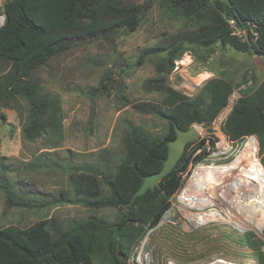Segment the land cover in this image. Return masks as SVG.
I'll use <instances>...</instances> for the list:
<instances>
[{"label":"rangeland","instance_id":"obj_1","mask_svg":"<svg viewBox=\"0 0 264 264\" xmlns=\"http://www.w3.org/2000/svg\"><path fill=\"white\" fill-rule=\"evenodd\" d=\"M121 1L144 5L148 0ZM193 29V23L167 9L164 0H155L135 31L116 28L70 39L67 49L33 72L41 93L59 101L62 123L56 134L47 126L35 141L26 140L22 128L27 101L17 97L7 104L0 102V113L5 115L0 119V228L27 227L47 219L55 231L92 218L117 220L118 207L86 206L75 179L96 176L99 187L109 193L106 177L116 173L125 154L123 138L128 127L139 125L154 137L167 133L165 119L139 110L142 104L159 103L163 97L144 87L147 80L163 75L167 84L195 97L208 80L222 78L232 83L235 99L264 81V56L229 45L204 47L192 42L171 72L157 71L164 53L141 58L146 49L176 34L191 36ZM9 68L0 65V75ZM203 126L198 139L219 140L214 121ZM252 141L249 137L234 141L220 149L221 154L214 146L208 159L193 160L183 186L171 197L170 209L122 258L128 264H259L257 251H264V192L262 198L256 195L264 181L247 184L239 175L236 206L230 204L235 194L223 193L224 185L232 182L230 175L264 171L263 165L256 162L254 167L245 160L244 147ZM256 143L260 160L258 139ZM197 164L212 165L217 171L215 178H200L202 189L196 195L205 202L200 203L195 194L179 202ZM196 213L203 215L200 225L190 219ZM104 262L95 260V264Z\"/></svg>","mask_w":264,"mask_h":264},{"label":"trees","instance_id":"obj_2","mask_svg":"<svg viewBox=\"0 0 264 264\" xmlns=\"http://www.w3.org/2000/svg\"><path fill=\"white\" fill-rule=\"evenodd\" d=\"M154 2L128 5L121 0H0V12L5 14V23L0 27V65L10 66L0 75V102L7 104L17 97L27 101L28 114L22 128L26 140L35 141L47 126L56 134L62 123L59 101L41 93L40 84L33 78L35 69L67 49L69 40L75 37L95 36L116 28L135 31ZM164 4L192 22L194 31L191 36L173 35L144 51L141 58L166 54L157 65L158 72H171L176 59L192 42L204 47L229 45L264 56V0H164ZM229 19L246 32L245 40L233 34ZM144 87L163 97L159 103L142 104L139 110L165 119L167 133L154 137L139 125L128 127L123 138L125 154L116 173L106 177L109 193L99 187L96 176L75 179L76 190L85 194L80 200L86 206L118 207L117 220L108 223L92 218L55 231L47 219L27 227H2L0 264H95L96 259L104 264H128L122 257L170 209L171 197L183 186L190 163L209 153L204 138L187 143L173 170L155 189L134 198L143 177L162 169L168 155L167 141L177 135L175 124L182 130L193 124H212L234 91L231 82L212 78L198 95L189 97L167 84L163 75L147 80ZM4 118L0 113V119ZM223 130L233 141L257 135L264 166V81L236 99ZM210 144L212 149L216 147L214 140ZM199 147L201 152L193 156ZM244 149L257 160L251 142ZM6 193L11 200L10 191ZM257 257L259 264H264V251H257Z\"/></svg>","mask_w":264,"mask_h":264},{"label":"built area","instance_id":"obj_3","mask_svg":"<svg viewBox=\"0 0 264 264\" xmlns=\"http://www.w3.org/2000/svg\"><path fill=\"white\" fill-rule=\"evenodd\" d=\"M5 23V14L3 12V10L0 12V27H2ZM228 23L230 25V27L233 29V34L235 35H238L239 37H241L242 39H246V32L242 29H240L236 23H235V20L234 19H229L228 20ZM235 97V96H234ZM236 101V99H235ZM229 104V103H228ZM232 110V109H231ZM230 110V111H231ZM230 113V112H229ZM219 115V114H218ZM228 115L224 116L223 118H221L220 120L216 119L214 120V129L218 132V133H215V136H218L219 137V140L218 141H215V138L214 137H208V138H204L206 140L205 142V146L207 147L208 151H210L211 149V144H210V140H214L215 141V144H216V147H217V152L218 154H221L222 151H220V149H226L231 143H233L234 141L233 140H230L229 137L227 136V134L225 133V131L223 130V125H224V121L226 119ZM197 128L199 130V128H204L203 125H197ZM200 131V130H199ZM201 134V133H200ZM249 138H251L252 140H254L255 142L252 141V145L254 146V155L257 154V139H258V136L257 135H251V136H248ZM247 137V138H248ZM203 139V138H202ZM201 140V139H199ZM197 144V143H196ZM196 144L192 145L195 146ZM258 145H259V140H258ZM191 147V148H192ZM204 147V146H203ZM202 150V147H199L196 152L194 153L193 156H195L197 153L201 152ZM260 153V152H259ZM216 155V154H215ZM211 156L210 153L207 154V157H204L202 160H205V159H208L209 157ZM257 157V156H256ZM261 160V158H260ZM259 159L256 160V162L258 164H262V162L260 161ZM192 164V162L190 163V165ZM198 165V164H197ZM196 165V166H197ZM211 169H214L212 167V165H206V164H199L195 169L194 171L191 173L190 177H189V180L185 186V188L181 191V195L179 196V202H185L186 200V197H191L193 199V194H197L199 193V184L201 185V181H199L197 179V176H201L202 179L203 177L206 178L205 175H208V172L211 170ZM189 172L185 173L184 174V178L186 177V174H188ZM191 188L192 191H188L187 189ZM181 189V188H180ZM191 193V195H190ZM133 261H134V255H131ZM169 264H173V261H169Z\"/></svg>","mask_w":264,"mask_h":264},{"label":"water","instance_id":"obj_4","mask_svg":"<svg viewBox=\"0 0 264 264\" xmlns=\"http://www.w3.org/2000/svg\"><path fill=\"white\" fill-rule=\"evenodd\" d=\"M234 104L235 97L234 94H231L229 104L220 111L217 119L220 120L224 116L228 115L230 110L234 107ZM175 131L177 134L176 138L169 139L167 141L168 155L164 161L162 169L143 177V182L135 192L134 198L145 194L149 189L154 190L159 182L173 170L179 159L184 154L187 143L195 141L200 136V131L195 125H192L188 130H182L178 124H175Z\"/></svg>","mask_w":264,"mask_h":264},{"label":"bare ground","instance_id":"obj_5","mask_svg":"<svg viewBox=\"0 0 264 264\" xmlns=\"http://www.w3.org/2000/svg\"><path fill=\"white\" fill-rule=\"evenodd\" d=\"M185 60H187V61H189V58H187V59H185ZM193 125H195L196 127H197V125L196 124H193ZM196 140H198V139H196ZM243 152H247V156H248V158L247 159H245V160H251L250 162H251V164L252 165H254V167L256 166V159L255 158H253L252 157V155L248 152V151H246L245 149L243 150ZM255 162V163H253V161ZM243 161H244V159H243ZM222 171V170H221ZM254 170H248L246 173H239V174H235V175H230L229 177H228V180H230V178H231V180H232V182H231V184L229 185V187L225 184L224 185V191H223V193H224V195H226L227 194V191H229V190H231V192L232 193H234L235 195H233V197L230 199V204L232 205V206H236L237 204H238V198H237V186H236V181H237V178L239 177V175H242L243 176V178H245L246 179V183L247 184H250V182H252V181H264L263 179H264V177L262 178V174H261V172H253ZM217 172V171H216ZM213 169H211L209 172H208V175H209V177L210 178H215V173H216ZM264 172V171H263ZM200 178H202L201 176H197V179L199 180V181H201V179ZM215 181H217V180H215ZM213 185V187H214V184H212ZM202 187V185H200L199 184V190L201 191V188ZM258 187V186H257ZM259 189H258V193H257V195H256V197L257 198H262L263 196H262V193L264 192V186H259L258 187ZM188 191H192V189L191 188H189V189H187ZM213 191L215 192V189L213 188ZM226 193V194H225ZM198 194V193H197ZM196 195V194H195ZM197 196V195H196ZM198 198V200H199V202L200 203H203V202H205V199L204 198H202V196H200V195H198L197 196ZM193 215H195V217L194 218H190L191 220H193V223L195 224V225H200V224H202V218H203V215H200V214H198L197 215V213L196 214H193ZM204 222V221H203Z\"/></svg>","mask_w":264,"mask_h":264},{"label":"clouds","instance_id":"obj_6","mask_svg":"<svg viewBox=\"0 0 264 264\" xmlns=\"http://www.w3.org/2000/svg\"><path fill=\"white\" fill-rule=\"evenodd\" d=\"M233 94V93H232Z\"/></svg>","mask_w":264,"mask_h":264}]
</instances>
